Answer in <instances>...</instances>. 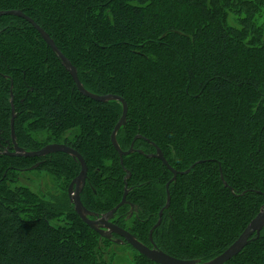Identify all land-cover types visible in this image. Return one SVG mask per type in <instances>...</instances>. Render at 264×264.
Returning <instances> with one entry per match:
<instances>
[{
    "label": "trees",
    "instance_id": "1",
    "mask_svg": "<svg viewBox=\"0 0 264 264\" xmlns=\"http://www.w3.org/2000/svg\"><path fill=\"white\" fill-rule=\"evenodd\" d=\"M0 10L33 14L88 91L126 100L117 141L124 151L133 144L123 157L131 172L127 200L141 210L127 221L130 205L121 207L126 229L150 244L149 225L166 204L174 174L148 156L157 146L175 170L188 172L169 184L156 245L179 259L207 261L237 240L264 207V0H0ZM23 22L0 17V71L15 79L17 141L27 151L54 142L74 147L89 165L85 198L105 213L126 185L111 141L122 102L84 95L40 32ZM8 88L0 77L7 139ZM23 161L33 159L0 157V264H113L101 251L110 240L66 199L58 206L52 190L43 195L9 180L19 174L9 166ZM75 165L65 153L44 163L53 174ZM132 264L158 263L138 254ZM224 264H264V228Z\"/></svg>",
    "mask_w": 264,
    "mask_h": 264
},
{
    "label": "water",
    "instance_id": "2",
    "mask_svg": "<svg viewBox=\"0 0 264 264\" xmlns=\"http://www.w3.org/2000/svg\"><path fill=\"white\" fill-rule=\"evenodd\" d=\"M3 14H13V15H18L21 17H25V14L21 10H7V11H0V15ZM30 22L33 24V26L40 32L42 35L43 39L47 42V44L53 49V51L61 58V61L63 65L66 67V69L69 71V73L72 75L78 89L86 96L97 100V101H102V102H108L110 100H118L122 102L123 105V112L122 116L120 117L118 123L116 124L114 130L112 131L111 134V141L115 148L118 150L120 153V157L123 155H128L129 153L133 152V144L131 148L128 151H124L121 149L118 141H117V133L119 129L126 124L127 121V112H128V104L126 100L121 97L120 95L117 94H106V95H96L88 91L84 85L82 84L79 75H78V70L75 65L60 51V49L57 47L55 44L54 40L51 38V36L36 22H34L32 19ZM14 117L15 113L13 114V118L11 120V125H12V137L15 139V132H14ZM16 143V142H14ZM16 148L17 153L23 156H41V155H46L51 152L55 151H62L65 153L70 154L74 159H77L80 161L82 164V170L78 177L76 178L75 181H78V188L77 191H75L74 195L71 194L72 200L75 202L76 205V210L78 214L81 216V218L95 231H98L101 235L111 237V235L106 234L100 227H99V222L96 220H93L88 217V215L92 214L81 202L79 192L82 189V186L84 184L85 177H87V165L86 162L83 158V156L75 149L68 147L64 144H51L47 145L44 148H42L39 151H25L22 147L20 148L15 144L14 146ZM11 154V153H9ZM13 154V153H12ZM15 154V153H14ZM148 156H155L160 158L163 163L173 172V177L169 180L167 183V200L165 206L160 210L159 212V219L156 222V224L152 227L150 231V241H151V246H148L147 244L141 242L134 234L128 231H123L121 229H118V232L122 234L125 237L126 242L131 244L136 250H138L141 254L145 255L147 258L155 261L158 264H224L226 261L229 259H232L235 255H237L247 244L251 242L252 239L259 236L260 232L264 228V207L262 210L249 222L247 227L244 229V231L241 233V235L235 240L226 250H224L222 253L217 255L216 257L207 260V261H202L201 259H179L176 257H173L163 250H161L155 243L153 239V232L154 230L161 224L162 221V216L164 213V210L169 208L170 203H171V194H170V189H169V184L172 181H175L177 179L178 174H183L186 171H177L175 170L167 161L165 156L163 155V152L158 148V152L155 154H149ZM121 163L124 166V160L123 157H121ZM37 166V165H35ZM125 168V166H124ZM127 174L125 177V191L123 194V198L121 202L111 209L109 212L105 213L102 221L108 220L109 218L113 217L115 211L122 205L125 204L127 201V195L131 191V187H128V178L131 177V172L125 168ZM135 204H132V208L134 207ZM114 231L115 229L112 228ZM110 231V232H112ZM256 234V235H255ZM255 235V236H254ZM254 236V237H253Z\"/></svg>",
    "mask_w": 264,
    "mask_h": 264
},
{
    "label": "flooded vegetation",
    "instance_id": "3",
    "mask_svg": "<svg viewBox=\"0 0 264 264\" xmlns=\"http://www.w3.org/2000/svg\"><path fill=\"white\" fill-rule=\"evenodd\" d=\"M0 11H3V10H0ZM21 11H23V10H21ZM23 13H24V11H23ZM10 15L11 16L21 17V16L13 15V14H5V16H10ZM0 17H2V15H0ZM21 18L24 19V17H21ZM8 72L9 71H0V77H2L3 79H5L8 82V86H9L7 98H8V103H9V106H10V109H11V111H10L11 112V117H10V121H9L10 129H11V136H10L9 139L4 138L3 136H1V133L3 132V130L0 128V157L9 156L10 158H18V159H24V160L33 159L32 162L23 161L22 163H24V164H22V165H19V164H11V166H9V167L12 168L14 172H17L20 175L17 174V177L15 175L16 178L12 177V178H9V180H11L13 182L15 181V182L22 183V181H21V179H22L21 178V175L22 174L36 172L38 170L39 173H43L44 176L46 175L45 177H47V184H45V185L48 186L50 184V181L52 182V186L49 187V188H47V189H48V191L49 190H52V192H54V194L56 196L55 203L58 206H63L64 199H66V201L68 203L66 205V207L71 208L74 212H76L78 214V212L76 210L75 202L72 200L71 194L74 195L75 191H77V188H78V181H75V180H76V178L78 177V175L80 174V172L82 170V164L80 163V161H78L77 159H74L70 154L65 153V152H62V151H55V152H51V153H48L46 155H41V156H23V155H20L19 153H17L16 148L14 147L15 144H17V146H19L21 148V144H19V142L17 141L16 130H15L16 120L18 118V111H17L18 108L15 105V98H16L15 79ZM23 100L24 99H21V102ZM14 113H15V117H14V132H15L14 134H15V139H13V137H12V125H11V120L13 118V114ZM14 142H16V143H14ZM56 143L57 144H64V145H66L68 147H71V148L75 149L71 145L66 144V143H62V142H54V143H50V144H47V145L56 144ZM47 145H44V146L42 145L41 147H38V149L35 148L32 151H39L42 148H44L45 146H47ZM155 147H156V153H157L158 152V147L157 146H155ZM9 153H11V154H9ZM58 153H65L66 155H69L70 157H72V159L75 162H78V164H79V170H78L77 165H75V169L73 170L72 173H69V171L67 169H65L64 171H58L57 173H54V174L51 173V171L49 169H47L46 166H44V163L46 162L47 159L51 158L52 155L58 154ZM83 158H84V160L86 162V165H87V177H85V180H84L85 182H84V184L82 186L81 191L79 192V196H80L81 202L83 203V205L85 206V208H87L92 213V214L88 215V217L91 218V219H93V220H96L97 222H99V224H98L99 227L106 234L111 235V237L109 238L107 236L101 235L97 231L99 233V235L101 236V238L108 239L111 242H115V243H121V244L128 243V242H126L125 237L118 232V229H121L123 231H128V232H131V231H129L128 229H126L122 225V223L120 221L121 220L120 217L122 215L118 216L117 213L121 209V207H123L126 204H129L130 205V210L128 211V213H129L128 217L130 218L133 215L132 214L133 211H134V213L137 211L138 206L135 204L134 207L132 208V204L133 203H131L129 200H127L128 202H126L125 204H122L115 211L113 217L109 218L108 220L102 221V218H103L104 214L107 213V212H109L114 207H116L121 201L119 203H117L116 206L112 207L110 210L106 211L105 213H100V212H103V210H100V208H99L98 205L92 204L88 200H86L85 193L87 192V189L89 187V184H88L89 183L88 182L89 165H88V162H87V160L85 159L84 156H83ZM35 165H37V166H35ZM76 167H77V169H76ZM42 179L44 181L46 180L45 178H42ZM25 184L28 185V186H30V187H32V188H34L31 183H25ZM41 189L44 190V188H41ZM39 192L41 194H43V195L46 193V192L44 193V191H39ZM94 192L96 193L95 190H94ZM62 193L65 196L64 198H62ZM62 200H63V202H62ZM112 228H114L115 230L112 231L113 230ZM110 231H112V232H110ZM149 241H150V232H149ZM145 244H147L148 246H151L152 247L151 241H150V244L149 243H145Z\"/></svg>",
    "mask_w": 264,
    "mask_h": 264
},
{
    "label": "rangeland",
    "instance_id": "4",
    "mask_svg": "<svg viewBox=\"0 0 264 264\" xmlns=\"http://www.w3.org/2000/svg\"><path fill=\"white\" fill-rule=\"evenodd\" d=\"M7 11V10H4ZM25 17H24V22L22 23L25 27H30V25H33L30 20L32 19L34 22L35 18L34 15L29 13V12H25ZM264 14V11H263ZM5 14L2 15V17H4ZM264 16V15H263ZM39 126H44V123L42 121H40ZM43 129L45 130V133L51 132L49 130H47L45 127H43ZM92 141L88 140V143L91 144ZM97 141L94 140V147L97 145ZM120 154V153H119ZM127 155H123L121 157H125ZM177 171H180L179 169H177ZM42 172V171H41ZM40 174V175H39ZM20 175V174H19ZM180 174L177 175V178ZM46 176V175H45ZM43 173H39L38 170L36 172H31V173H25L21 175V181L23 184L25 183H31L34 187L35 190L39 191H44L47 192L49 187L52 186V182L50 181V184L47 186L45 184H47V177H45ZM42 178H45L46 180L44 181ZM108 179V178H106ZM41 188H44V190H42ZM165 206V205H164ZM160 210V208H159ZM157 210V211H159ZM141 212L140 208L137 209L136 211V215H138ZM157 214V212H156ZM163 217V216H162ZM130 218L127 217V221ZM155 221H153L150 225L149 228H151V226L155 225ZM146 226V225H145ZM67 237V236H66ZM101 245H102V255L108 257V258H113L114 259V263L113 264H132L133 258L138 254H141L138 250H136L131 244H124L121 245V247H117L115 245H112L111 241H101ZM92 254V253H91ZM145 256V255H144Z\"/></svg>",
    "mask_w": 264,
    "mask_h": 264
},
{
    "label": "snow or ice",
    "instance_id": "5",
    "mask_svg": "<svg viewBox=\"0 0 264 264\" xmlns=\"http://www.w3.org/2000/svg\"><path fill=\"white\" fill-rule=\"evenodd\" d=\"M167 3L170 4V5H171V4H175V5L178 6L179 3H180V0H167Z\"/></svg>",
    "mask_w": 264,
    "mask_h": 264
}]
</instances>
